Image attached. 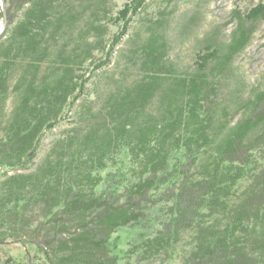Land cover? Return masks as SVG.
I'll return each mask as SVG.
<instances>
[{"label": "trees", "instance_id": "16d2710c", "mask_svg": "<svg viewBox=\"0 0 264 264\" xmlns=\"http://www.w3.org/2000/svg\"><path fill=\"white\" fill-rule=\"evenodd\" d=\"M147 1L4 0L0 245L34 244L44 264H118L112 235L138 225L126 264H264V91L232 87L264 4L234 12L230 41L214 32L180 70L164 18L115 50Z\"/></svg>", "mask_w": 264, "mask_h": 264}, {"label": "rangeland", "instance_id": "374dc122", "mask_svg": "<svg viewBox=\"0 0 264 264\" xmlns=\"http://www.w3.org/2000/svg\"><path fill=\"white\" fill-rule=\"evenodd\" d=\"M125 1L114 0L116 10L121 9ZM165 2L166 0H148L146 2L145 11L132 18L128 32L115 48L117 53L125 52L128 38L138 31L144 32L146 30L147 20L155 21L157 18H164L166 20L165 35L170 58L180 70H189L194 67L197 55L201 54L199 51L202 50L204 43L214 32L219 33L220 40L224 43L230 41L231 34L237 25L234 12H247L259 3L264 4V0H176L171 4L168 11H165ZM2 16L0 2V24ZM120 31L121 27L110 25L109 38L113 39L114 36L119 35ZM115 56L116 53L113 56V61H115ZM113 61L103 68L106 74L111 73L112 66L115 64ZM233 69V88L239 86L246 93L253 89L264 91V22L256 29L249 45L235 56ZM88 86L89 91L92 90V86ZM73 111L67 112L53 130L43 134L38 144V154L34 165L25 168L22 172L33 170L51 142L70 126L74 119ZM107 172L111 173L114 170L103 171L102 176H105ZM144 232L138 225L116 230L111 237L110 245L113 254L118 258V264L127 263V250L140 240V234L146 235ZM37 250L34 244L7 241L0 245V264L8 258H11L14 264H44L42 253ZM173 263L178 264V259L175 258Z\"/></svg>", "mask_w": 264, "mask_h": 264}, {"label": "water", "instance_id": "95a60500", "mask_svg": "<svg viewBox=\"0 0 264 264\" xmlns=\"http://www.w3.org/2000/svg\"><path fill=\"white\" fill-rule=\"evenodd\" d=\"M1 2V12H2V21L0 24V35L4 32V29L7 25V16H6V8H5V2L4 0H0Z\"/></svg>", "mask_w": 264, "mask_h": 264}]
</instances>
